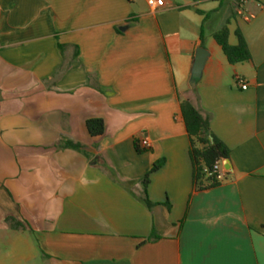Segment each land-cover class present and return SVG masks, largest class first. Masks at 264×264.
Instances as JSON below:
<instances>
[{"label": "crops", "instance_id": "obj_1", "mask_svg": "<svg viewBox=\"0 0 264 264\" xmlns=\"http://www.w3.org/2000/svg\"><path fill=\"white\" fill-rule=\"evenodd\" d=\"M165 2L0 0V264H264V0ZM186 99L229 149L204 190Z\"/></svg>", "mask_w": 264, "mask_h": 264}, {"label": "trees", "instance_id": "obj_2", "mask_svg": "<svg viewBox=\"0 0 264 264\" xmlns=\"http://www.w3.org/2000/svg\"><path fill=\"white\" fill-rule=\"evenodd\" d=\"M229 30L223 27L215 33V39L222 47L228 61L231 64L251 60V53L248 45L239 30L236 31L238 43L231 45L228 42ZM182 116L190 137L189 154L193 165V184L196 189L204 190L219 184L218 172L208 175L216 162L229 158L227 146L211 131L210 116L203 115L189 100H182L180 103ZM89 130L92 134H101L104 126L102 120H90ZM162 165V161L156 162L152 169L143 177L144 186L143 199L151 206L147 198L146 188L149 183L150 174ZM207 170V171H206ZM207 181L208 183H205Z\"/></svg>", "mask_w": 264, "mask_h": 264}, {"label": "built area", "instance_id": "obj_3", "mask_svg": "<svg viewBox=\"0 0 264 264\" xmlns=\"http://www.w3.org/2000/svg\"><path fill=\"white\" fill-rule=\"evenodd\" d=\"M128 1H134V0H128ZM147 5L153 9V10H159V9H162L166 2L165 0H145ZM241 1H245V0H241ZM237 81V84L242 88V89H247L248 87V84L241 78H237L236 79ZM140 145L141 147L145 148V149H148L151 147V143L149 142V139L148 138H142L140 140ZM220 162L221 161H218L216 162L215 166H214V169L212 171H207L208 172V175L211 176L213 173L215 172H218L219 170V166H220Z\"/></svg>", "mask_w": 264, "mask_h": 264}, {"label": "water", "instance_id": "obj_4", "mask_svg": "<svg viewBox=\"0 0 264 264\" xmlns=\"http://www.w3.org/2000/svg\"><path fill=\"white\" fill-rule=\"evenodd\" d=\"M204 62H205V54H203V52H198L196 59H195L194 66H193V71H192L193 80L200 77Z\"/></svg>", "mask_w": 264, "mask_h": 264}]
</instances>
